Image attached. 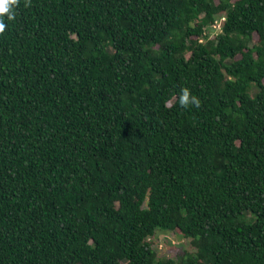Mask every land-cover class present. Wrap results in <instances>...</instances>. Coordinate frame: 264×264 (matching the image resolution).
Instances as JSON below:
<instances>
[{"label":"trees","instance_id":"1","mask_svg":"<svg viewBox=\"0 0 264 264\" xmlns=\"http://www.w3.org/2000/svg\"><path fill=\"white\" fill-rule=\"evenodd\" d=\"M11 11L0 264H264V0Z\"/></svg>","mask_w":264,"mask_h":264},{"label":"clouds","instance_id":"2","mask_svg":"<svg viewBox=\"0 0 264 264\" xmlns=\"http://www.w3.org/2000/svg\"><path fill=\"white\" fill-rule=\"evenodd\" d=\"M18 3V0H0V17H3L7 14L9 19H13L12 7ZM5 23L3 20H0V33H3L5 30ZM179 103L187 108L189 105L199 106V99L193 95H191L190 90L188 88H183L181 90V95L179 97Z\"/></svg>","mask_w":264,"mask_h":264},{"label":"rangeland","instance_id":"3","mask_svg":"<svg viewBox=\"0 0 264 264\" xmlns=\"http://www.w3.org/2000/svg\"><path fill=\"white\" fill-rule=\"evenodd\" d=\"M156 238L158 241V249H161V253H164L166 256H172L174 254L173 251H166L165 249V244H164V239L167 238L171 242L172 245L177 246V247H183L184 249L188 251H192V247L189 243V240L186 238H180L178 237L177 234L173 232H158L156 234ZM164 252H163V251Z\"/></svg>","mask_w":264,"mask_h":264},{"label":"built area","instance_id":"4","mask_svg":"<svg viewBox=\"0 0 264 264\" xmlns=\"http://www.w3.org/2000/svg\"><path fill=\"white\" fill-rule=\"evenodd\" d=\"M219 25H220L219 23H218V24H215V26H216L217 28L219 27Z\"/></svg>","mask_w":264,"mask_h":264}]
</instances>
